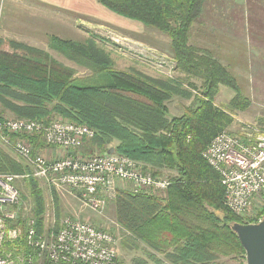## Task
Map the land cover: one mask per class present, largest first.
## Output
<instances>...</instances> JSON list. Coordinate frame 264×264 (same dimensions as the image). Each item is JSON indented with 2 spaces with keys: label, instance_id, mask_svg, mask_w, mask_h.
<instances>
[{
  "label": "trees",
  "instance_id": "16d2710c",
  "mask_svg": "<svg viewBox=\"0 0 264 264\" xmlns=\"http://www.w3.org/2000/svg\"><path fill=\"white\" fill-rule=\"evenodd\" d=\"M94 1L117 16L166 36L178 76L115 70L109 56L92 40L50 36L51 50L90 71V76L75 79L73 69L49 53L0 38V122L12 119L47 126L58 119L83 125L93 132V138L78 150L82 156L110 155L112 148V154L133 161L153 179L165 178L168 184L161 192H133L117 185L113 219L126 233L119 243L123 250L140 249L142 244L153 252L148 256L155 264H217L232 256L244 259L231 227L263 218L264 195L259 197L253 218L235 216L224 206L220 176L201 154L217 135L228 132L234 124L233 114L245 111L250 100L237 78L220 62L216 50L192 42L197 33L205 40L212 37L211 28L221 35L214 42L217 47L223 37L235 41L241 16L230 12L224 16L219 9L222 4L209 8V0ZM263 10L256 12L261 14L257 17L262 23ZM234 19L238 23L233 24ZM250 22L254 42L253 38L263 37L257 28L264 31V23L256 19ZM194 80L200 81L199 88ZM222 88L232 92L225 107L215 105ZM177 99L190 101V105L182 108L180 115L171 116L168 103ZM31 148L33 152L45 149L40 135L31 139ZM26 173L28 167L13 148L0 143V174ZM15 184L24 201L19 220L28 202V218L35 220L36 231L42 233L46 203L39 182L30 177ZM53 192L52 202L58 208L53 229L57 230L60 212ZM14 244L21 251L26 249L23 236Z\"/></svg>",
  "mask_w": 264,
  "mask_h": 264
},
{
  "label": "built area",
  "instance_id": "2783aa9c",
  "mask_svg": "<svg viewBox=\"0 0 264 264\" xmlns=\"http://www.w3.org/2000/svg\"><path fill=\"white\" fill-rule=\"evenodd\" d=\"M39 135L45 148L57 150L54 158H47L45 149L32 151L31 139ZM92 138L87 127L58 119L47 126L12 119L0 122V143L11 146L29 169L25 175L0 174V264H122L115 237L88 222L66 217L57 230L52 225L38 233L34 219L22 214L19 220L22 204L15 183L30 177L54 189L75 191L78 200L97 213L105 207L102 195L116 193L117 183L133 192H161L167 187L165 180L153 179L125 157L82 156L78 150ZM201 156L220 176L226 209L248 216L253 201L264 195V131L240 136L222 132ZM21 236L26 247L22 251L14 244Z\"/></svg>",
  "mask_w": 264,
  "mask_h": 264
},
{
  "label": "rangeland",
  "instance_id": "374dc122",
  "mask_svg": "<svg viewBox=\"0 0 264 264\" xmlns=\"http://www.w3.org/2000/svg\"><path fill=\"white\" fill-rule=\"evenodd\" d=\"M19 1L0 0V38L4 42L10 40L6 36L8 35L6 32L18 36L22 35L21 38L26 39L27 42L15 40L16 37L14 36H12V39L15 42L27 44L31 47L39 48L47 54L49 53L60 63L72 68L75 79L90 76V71L77 66L66 60L61 54L51 50L48 47L50 36L77 42L92 40L98 48L109 56L115 70H136L149 76L169 78L178 76L174 71L176 70L175 62L171 59L169 39L166 36L147 29L140 23L117 16L97 4L94 0L90 2H85L84 0H59L61 3L59 5L60 10H55L58 14V20L55 18L49 20L48 16L44 17L42 15L41 10L23 8L21 6L22 0ZM25 3L24 6L26 7H28L27 5L36 4L31 1ZM217 4L218 6L222 4L221 8L224 10L219 9L224 16L230 12L240 15L242 18L238 24L241 29H238L237 35L235 33V41L223 37V42H218L219 47H217L214 42L221 35L217 30L211 28L212 37L205 40V38H201L200 33H197V36L194 35L192 38V42L197 46L200 45L198 44L199 42L209 49L216 50L220 62L237 78L240 87L243 88L245 95L250 100V106L245 111L233 114L234 124L228 130L229 134L235 136H240L242 133L258 134L259 130L264 131V31L258 27V34L263 35V37L257 36V38H253V42L251 35L253 30H250L249 24L251 20L255 21V19L262 23V18L257 17L258 15L261 16V14L256 12L258 8L264 9V0H209L206 6L210 8L212 5ZM67 7L72 8L71 11L77 10V12H70ZM210 13L214 14L216 11H211ZM258 13L260 12L258 11ZM35 16L40 18V24L37 28H34L36 25ZM28 20L30 22H27ZM232 21L233 24L238 23V19ZM25 22L28 23L27 27L22 25ZM243 51H245L244 54L242 53ZM193 82L199 88L200 81L194 80ZM196 92L194 90V93ZM230 92V90L224 88L220 89L215 105L225 107L232 97V92ZM188 105H190V101L173 100L168 103L169 114L171 116L180 115L183 111L182 108ZM163 179L165 180V178ZM38 182L43 190L46 203L43 229L47 230L55 224L54 214L58 208L52 202V199L54 201L52 191H54L53 194L58 200L60 212L59 223L64 218L70 217L88 222L98 229L109 232L115 237L122 264H138V261L141 262V260H145L148 264H155L154 260L148 256L153 252L147 251L142 244H140V249H137V247L135 249L128 248L129 250L126 249L127 251L123 250L119 245L123 234L126 233L113 219L112 200L115 193L107 192L102 195L105 207L102 213H97L81 203L76 197L75 191H70L66 188L54 189L44 181ZM117 185L120 188L123 186V188L130 189L126 184L117 183ZM21 201L24 202L23 200ZM22 202L21 204H23ZM27 203L25 202L23 207L24 218H28L30 214L28 210L30 207ZM258 205L259 198H256L252 203L248 216L252 215L254 217ZM157 258L162 259L163 257L157 255ZM162 264L167 263L163 262ZM217 264H245V259L241 256L237 258L232 256V258H221Z\"/></svg>",
  "mask_w": 264,
  "mask_h": 264
},
{
  "label": "water",
  "instance_id": "95a60500",
  "mask_svg": "<svg viewBox=\"0 0 264 264\" xmlns=\"http://www.w3.org/2000/svg\"><path fill=\"white\" fill-rule=\"evenodd\" d=\"M112 153L111 148L108 154ZM231 229L244 250L245 264H264V217L258 223L233 224Z\"/></svg>",
  "mask_w": 264,
  "mask_h": 264
},
{
  "label": "crops",
  "instance_id": "0c3cea01",
  "mask_svg": "<svg viewBox=\"0 0 264 264\" xmlns=\"http://www.w3.org/2000/svg\"><path fill=\"white\" fill-rule=\"evenodd\" d=\"M18 2H20L19 0H17ZM28 1H31V2H35L36 4L34 5H27L28 7L24 6L26 3L25 2H28ZM22 0L21 1V6L23 8H26V9H34V10H41V13L44 17L48 16V19L49 20H52L53 18L57 19L58 20V14L55 12L56 9H59V5L61 4L59 0ZM85 2H90L91 0H84ZM89 4V3H88ZM68 10H70V12H77V10H73L71 11L72 8H69L67 7ZM60 10V9H59ZM67 16V14H66ZM39 21H40V18L38 16H35V22H36V25L34 26V28H37L39 26ZM27 22H30V20H28ZM25 22L24 24H22L23 26L27 27L28 26V23ZM6 32V31H5ZM6 35L10 40H13L12 39V36L16 37V38H19V39H16L15 40H20V42L22 41H26V39H22L21 36H18L16 34H12V33H9V32H6ZM11 34V35H10ZM46 154V155H45ZM44 155L47 157V158H54L56 155H57V150H54V149H50V148H45V151H44Z\"/></svg>",
  "mask_w": 264,
  "mask_h": 264
}]
</instances>
